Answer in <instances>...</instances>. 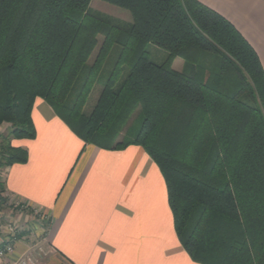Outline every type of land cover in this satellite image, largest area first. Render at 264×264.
Here are the masks:
<instances>
[{"label": "trees", "instance_id": "16d2710c", "mask_svg": "<svg viewBox=\"0 0 264 264\" xmlns=\"http://www.w3.org/2000/svg\"><path fill=\"white\" fill-rule=\"evenodd\" d=\"M91 1L0 0V124L9 126L0 173L26 162L10 142L34 138L31 110L42 98L84 143L144 149L193 261L264 264V71L255 51L197 0H101L129 13L128 29L91 11ZM113 44L119 55L87 115ZM148 44L166 51L162 63L150 60Z\"/></svg>", "mask_w": 264, "mask_h": 264}, {"label": "crops", "instance_id": "0c3cea01", "mask_svg": "<svg viewBox=\"0 0 264 264\" xmlns=\"http://www.w3.org/2000/svg\"><path fill=\"white\" fill-rule=\"evenodd\" d=\"M197 1L235 27L264 71V0ZM31 119L34 138L10 142L26 150V162L1 168L0 203L14 212L6 220L18 231L11 239L0 220V244L13 247L0 264L25 255L32 237L45 239L47 255L37 264H198L175 233L164 178L141 146L84 143L39 97ZM8 128L0 124V133ZM18 201L44 213L48 226L14 207Z\"/></svg>", "mask_w": 264, "mask_h": 264}, {"label": "rangeland", "instance_id": "374dc122", "mask_svg": "<svg viewBox=\"0 0 264 264\" xmlns=\"http://www.w3.org/2000/svg\"><path fill=\"white\" fill-rule=\"evenodd\" d=\"M89 8L91 11H94L100 15H103L105 17H107L113 24L118 25L124 29H128L131 25V18L129 13L119 7L113 6L109 3L103 2L101 0H92L90 2ZM98 41L100 42L102 39V35H98ZM95 51L96 49L92 52V54L90 55V57L88 58V60L86 61V64L84 66V70L87 69L89 67V65L91 64L93 57L95 55ZM147 51L149 53V58L151 61L155 62V63H162L166 57V51L158 48L157 46L153 45V44H148L147 46ZM120 52V46L118 44H113L105 58V61L101 67L100 72L98 73V76L91 88L90 93L88 94L87 98H86V102L83 108V111L85 114H89L97 100V97L101 91V88L103 87V85L105 84L107 78L110 75V72L117 60V57L119 55ZM184 61L181 58H175L172 63H171V67L175 70L181 71L184 67ZM181 69V70H180ZM129 67H125L124 71L122 73V77L126 75V73L128 72ZM85 75V71H82L79 78L77 79L76 83H75V89L80 87L81 82L83 81ZM136 113H133L131 120L135 119L137 117H135ZM131 123V122H130ZM138 123L139 121L134 120L132 121V129L130 131H133L134 129L138 128ZM0 220L1 222L3 221L4 223H7L8 221L6 220V217H8V219L12 218L14 215V212L10 209H8V207L6 205H4V203H0Z\"/></svg>", "mask_w": 264, "mask_h": 264}, {"label": "built area", "instance_id": "2783aa9c", "mask_svg": "<svg viewBox=\"0 0 264 264\" xmlns=\"http://www.w3.org/2000/svg\"><path fill=\"white\" fill-rule=\"evenodd\" d=\"M14 207L18 208L19 211L30 210L38 222L39 225L43 224V226H48L47 217L44 213L35 208H30L27 203L23 201H18L14 204ZM7 234L11 239L16 238V232L18 231V223L15 220H10L6 224ZM45 240L44 238H42ZM43 240H35L32 237V245L31 249L26 252L25 255L16 257L12 264H37V260L40 257H45L47 255V250L44 246ZM0 244V259L5 260L7 257H10L13 254V247L7 242H1Z\"/></svg>", "mask_w": 264, "mask_h": 264}]
</instances>
